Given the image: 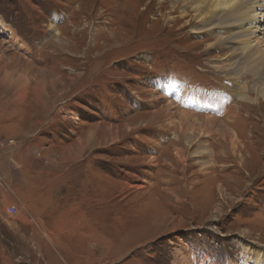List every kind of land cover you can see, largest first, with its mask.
Returning <instances> with one entry per match:
<instances>
[{"label":"rangeland","instance_id":"obj_1","mask_svg":"<svg viewBox=\"0 0 264 264\" xmlns=\"http://www.w3.org/2000/svg\"><path fill=\"white\" fill-rule=\"evenodd\" d=\"M165 2L0 0L26 46L0 31V264H257L264 253V85L216 70L231 50ZM217 97L227 106H209ZM171 99L214 115L211 134L184 139L167 124Z\"/></svg>","mask_w":264,"mask_h":264},{"label":"bare ground","instance_id":"obj_2","mask_svg":"<svg viewBox=\"0 0 264 264\" xmlns=\"http://www.w3.org/2000/svg\"><path fill=\"white\" fill-rule=\"evenodd\" d=\"M158 1L164 3L165 1L168 0H158ZM169 1L173 4L172 5L173 12L179 5L185 9V10H180L181 13L180 15L186 16L187 14L190 13L193 14L194 22L199 24L197 27H194L195 33L207 32V31L208 33L210 32V35H212L213 33V38L215 36L217 37L216 42L218 43V45H220L223 48V50L226 49L231 50V52L229 51L230 53L226 54L227 56L222 57V59L218 58L219 60L222 61H218V62L215 61L213 67H215L216 70H221L223 72H226V74H229L230 76H234L235 78H239L240 73H250L253 74L255 78L259 76L257 79H260L261 80L260 82H262L261 84L264 85V0H169ZM165 3L167 4V2ZM170 14L172 15V12H170ZM171 15L169 17L174 18V16ZM50 27L52 29L57 30V27L54 25V23H52ZM0 31L5 32V34L12 41H14L15 44L19 45L20 48L23 49L26 48L25 43L21 42V39L18 38L16 31L12 29V27L4 23L3 19L1 18H0ZM222 32L224 34H222ZM56 33H57V39H60L59 38L61 37L60 30L59 31L57 30ZM225 59H227V61H224ZM177 82L178 81H176L171 86L170 92L174 88L178 87ZM246 89L247 88L245 87L244 93L246 92ZM257 91H258L257 94L258 96L256 97V99L257 100L261 98L264 99V86L260 87ZM183 94L188 95L189 93L184 92ZM236 96H237V92H236ZM231 97H228V95H226V97H223V99L228 98V100L226 101L229 100L231 101V99L234 98ZM218 98L220 97L212 98L211 102L209 103V106L212 105H216L219 107L227 106L226 101L223 102L221 99ZM240 98L245 100L247 99L246 95L243 93L240 94ZM192 101L196 102V99H192ZM233 102L234 101H232V103ZM202 103H205V101H202ZM238 109H239L238 106L234 107L231 110L230 115L237 116L239 114ZM169 111H171L172 113L170 112L171 114L167 116L168 117L167 124L172 127H176L179 130L185 131V132L180 131V134H183L184 139L187 138L186 137L188 135L187 131L190 130H192V132H200V134L204 133L205 135H207L213 129L211 123L216 121L214 115L200 116V115H196L195 113L188 112L187 110L184 109L181 110V108L175 105V102L172 99L170 100V102L166 103L164 109L165 113H169ZM126 128L128 131L131 129L129 125H127ZM215 132H219L220 138L222 137L224 139H228L233 151L236 149V137L234 134V132H236L235 130H233L230 127H226L223 123L220 125L218 129H215ZM176 137L181 138L179 135H176ZM176 157L179 160H182V155L179 151L176 153ZM150 160L155 161L156 156H152ZM251 249L252 248L246 246L247 252L250 251ZM252 258L255 260L257 264H264V253L263 254L257 253L253 255Z\"/></svg>","mask_w":264,"mask_h":264},{"label":"crops","instance_id":"obj_3","mask_svg":"<svg viewBox=\"0 0 264 264\" xmlns=\"http://www.w3.org/2000/svg\"><path fill=\"white\" fill-rule=\"evenodd\" d=\"M8 150V148L6 149V147L4 146L3 148H0V153H3V152H6ZM3 200H5V198H3ZM15 202H12V205H15L14 204ZM17 204L19 205V206H21V202L18 200V202H17ZM25 204V203H24ZM1 205H2V207L1 208H3V207H6V205H8L7 204V201H5V203H1ZM26 205V204H25ZM11 206V205H10ZM16 206V205H15ZM17 207V206H16ZM0 208V209H1ZM18 208V207H17ZM19 209V208H18ZM2 210V209H1ZM0 210V211H1ZM5 211H6V209H5Z\"/></svg>","mask_w":264,"mask_h":264},{"label":"built area","instance_id":"obj_4","mask_svg":"<svg viewBox=\"0 0 264 264\" xmlns=\"http://www.w3.org/2000/svg\"><path fill=\"white\" fill-rule=\"evenodd\" d=\"M8 210H9V213H11V214H17L18 213V209L15 205L9 206Z\"/></svg>","mask_w":264,"mask_h":264}]
</instances>
